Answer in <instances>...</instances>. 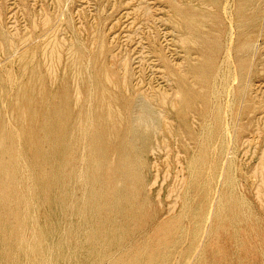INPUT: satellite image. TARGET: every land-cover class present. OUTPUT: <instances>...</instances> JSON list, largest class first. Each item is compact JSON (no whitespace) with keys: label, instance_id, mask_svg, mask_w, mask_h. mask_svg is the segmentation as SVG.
<instances>
[{"label":"rangeland","instance_id":"1","mask_svg":"<svg viewBox=\"0 0 264 264\" xmlns=\"http://www.w3.org/2000/svg\"><path fill=\"white\" fill-rule=\"evenodd\" d=\"M0 93V137L18 142L29 127L37 138L55 99L64 105L75 198L57 202L56 238L67 247L61 256L52 247L44 264H146L151 253L152 264H197L228 194L245 200L246 215L264 227V0H0ZM23 96L30 111L20 109ZM124 153L139 169L136 196L146 204L136 229L109 244L104 234L116 221L94 202L100 190H117L102 164L103 185L94 184L93 168L96 160L115 167ZM26 179L32 185L29 170ZM12 203L20 218L31 216V207ZM174 221L181 228L159 244L158 228ZM23 228L8 235L12 243L31 236L32 227ZM22 254L9 257L31 264Z\"/></svg>","mask_w":264,"mask_h":264},{"label":"bare ground","instance_id":"2","mask_svg":"<svg viewBox=\"0 0 264 264\" xmlns=\"http://www.w3.org/2000/svg\"><path fill=\"white\" fill-rule=\"evenodd\" d=\"M56 96L58 97V95ZM57 99L54 100V103L49 110L51 111L49 116L42 117V122L40 121V132H37V128L36 132L38 134L36 133L37 138L35 140H32L30 134L33 133V130L35 131V129H32L33 127H29V133L24 132L28 135H25V139L22 138L24 140L22 142L16 141L13 137L9 139H3L0 137V262L22 264L21 260H12L9 257L11 250H16L26 253L22 254V261L24 260V263L29 260L31 264H44L45 260L52 252V247H55L58 250L57 253H60V256L63 252V247H67L65 245L67 244L65 243L66 240L63 238H56L57 232L60 229L59 225H61L57 218L59 210L56 205L57 202L59 204L60 199L62 200L61 202H63L61 204H65L66 200L71 198V196H75V190H73L75 187L73 188V185L68 187V180L74 179L72 170L73 165H75L74 157L76 155L69 138L70 145L68 144L69 142H66L67 120L64 119L65 115L64 117L62 116L65 111L64 105L62 106V104L59 103L60 100L57 101ZM3 102L4 99L0 96V110ZM31 103H33L31 98L23 96L20 109L30 111L29 107H31ZM31 112L30 124L32 121L35 124L37 122L36 120H39V115L36 116L38 112ZM50 125H55L54 135H56V138L52 136L50 137V134L48 133ZM96 141L98 140L96 139ZM94 148L96 150V147H93V149ZM125 154L126 153H124V155ZM127 154L121 156L118 165L115 167L110 165L111 162H99L98 164L96 160L93 168V172H95L94 175L96 174L94 176L95 178H93V182H95L94 184L97 186H99V184L103 185L104 181L100 183L101 181L97 178V173L98 171H101L100 167L102 164L103 166L101 168L104 169L106 174V184L110 183L109 187L113 185V189L115 191L117 190L115 196H111V192L107 187L108 185H106V188H108L107 190H100L104 193V195H102L103 193L100 194L103 196L102 198L101 196L100 198H98L99 196L96 197V194H98L97 192L94 194L95 199H98L93 202L96 203L101 201L99 204H96V211L103 212L104 210H108V215L111 214L113 221H116V224L113 225L111 231L104 234L106 236L104 237L108 240L109 244L120 240L119 238H123L124 235L130 234L131 231L139 225L138 219H140V214L143 213L142 211L146 204L145 201H140L136 196L140 187L139 185L142 184V176L132 157ZM26 170H29V178L32 181V185H27V179L24 180V171ZM199 175L200 173H197V176ZM231 178L232 175L230 174V180L228 182L230 184L234 181ZM263 185L261 186L263 187ZM99 188L96 187L98 190ZM211 191L212 184L208 188L206 202L203 204V207L201 206L202 208H200L199 214H197L191 248L186 254L193 252L196 248L199 232L202 230L201 228L207 219L208 210L211 205ZM44 193H50L51 195L49 194V197H44ZM68 193H71V195H68L67 197ZM11 194H16L17 196L12 197ZM61 194H63V197H61ZM13 200L16 204H24L31 207V210L28 212L31 216L29 218H20V216L17 215L18 213H13L14 211L10 210L13 208L11 206L13 205V203L11 204V201ZM51 206H53V208L49 209ZM47 209L51 210L50 215L53 216L52 220L50 218V222L49 220L45 221L47 219L43 217L46 213L48 214L49 211L47 212ZM246 211H249V209L246 206L245 200L242 198L233 194L222 196L215 211V219L208 239L209 244L204 252L200 253L197 264H242L245 263L244 261L246 260L251 261L250 264H264V227L261 223L257 222L254 217L246 215ZM25 213L26 212H24V214ZM23 227H26V229L32 227V234L30 237H18L21 236L23 230H25ZM98 228L99 230L103 229V227L101 228V225L98 226ZM180 228L178 221L170 222L158 228L157 235L159 244L167 245L170 236L173 235V233H177ZM26 231L27 230H25V232ZM105 231L107 232V230ZM11 233H18L17 237L19 240H15L12 243V240L8 238V235H11ZM72 235L74 234L72 233ZM60 239H63L64 241H60ZM259 240L261 241L260 243ZM74 242L75 241H73V243ZM68 246L70 245L68 244ZM146 249L149 250L148 248ZM169 249L171 250V248ZM154 256L155 253L148 254L146 256V258H148L146 264H152L155 258ZM188 260L189 258L187 256L186 263ZM163 264H165V261Z\"/></svg>","mask_w":264,"mask_h":264}]
</instances>
